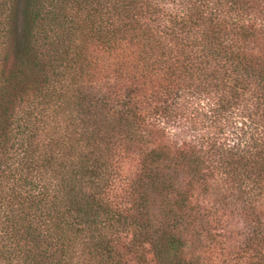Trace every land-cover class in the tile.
Instances as JSON below:
<instances>
[{
  "label": "trees",
  "instance_id": "1",
  "mask_svg": "<svg viewBox=\"0 0 264 264\" xmlns=\"http://www.w3.org/2000/svg\"><path fill=\"white\" fill-rule=\"evenodd\" d=\"M0 264H264V0H0Z\"/></svg>",
  "mask_w": 264,
  "mask_h": 264
},
{
  "label": "rangeland",
  "instance_id": "2",
  "mask_svg": "<svg viewBox=\"0 0 264 264\" xmlns=\"http://www.w3.org/2000/svg\"><path fill=\"white\" fill-rule=\"evenodd\" d=\"M135 169L136 168H135V166L133 164L128 163L124 167V172L130 175L133 171H135Z\"/></svg>",
  "mask_w": 264,
  "mask_h": 264
}]
</instances>
